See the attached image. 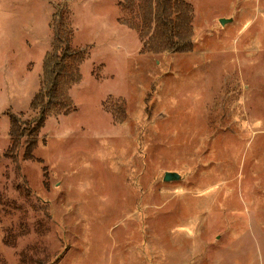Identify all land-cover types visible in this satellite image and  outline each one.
I'll return each instance as SVG.
<instances>
[{
  "label": "rangeland",
  "instance_id": "rangeland-1",
  "mask_svg": "<svg viewBox=\"0 0 264 264\" xmlns=\"http://www.w3.org/2000/svg\"><path fill=\"white\" fill-rule=\"evenodd\" d=\"M172 1L0 0V264H264V0Z\"/></svg>",
  "mask_w": 264,
  "mask_h": 264
},
{
  "label": "trees",
  "instance_id": "trees-1",
  "mask_svg": "<svg viewBox=\"0 0 264 264\" xmlns=\"http://www.w3.org/2000/svg\"><path fill=\"white\" fill-rule=\"evenodd\" d=\"M165 3H157V10L151 21H154L155 28L150 34V41L153 43H162L163 49H172L176 45L177 28L180 23L181 15L174 9L172 0H165ZM179 30V29H178ZM148 43V42H147Z\"/></svg>",
  "mask_w": 264,
  "mask_h": 264
},
{
  "label": "water",
  "instance_id": "water-1",
  "mask_svg": "<svg viewBox=\"0 0 264 264\" xmlns=\"http://www.w3.org/2000/svg\"><path fill=\"white\" fill-rule=\"evenodd\" d=\"M226 20L225 19H221V22L224 23ZM179 175L177 173H173V172H167L164 176L165 180H171L173 178H177Z\"/></svg>",
  "mask_w": 264,
  "mask_h": 264
}]
</instances>
